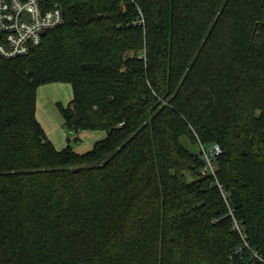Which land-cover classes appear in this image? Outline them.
Returning <instances> with one entry per match:
<instances>
[{"label": "trees", "instance_id": "16d2710c", "mask_svg": "<svg viewBox=\"0 0 264 264\" xmlns=\"http://www.w3.org/2000/svg\"><path fill=\"white\" fill-rule=\"evenodd\" d=\"M48 2L64 23L0 55V264H264V0ZM52 83L90 151L48 139Z\"/></svg>", "mask_w": 264, "mask_h": 264}, {"label": "built area", "instance_id": "2783aa9c", "mask_svg": "<svg viewBox=\"0 0 264 264\" xmlns=\"http://www.w3.org/2000/svg\"><path fill=\"white\" fill-rule=\"evenodd\" d=\"M64 21L62 9L49 6L48 0H0V55L10 59L28 54L41 44L47 31ZM200 147L205 171L215 176L213 161L222 153L221 148ZM254 255L263 261L257 253Z\"/></svg>", "mask_w": 264, "mask_h": 264}, {"label": "rangeland", "instance_id": "374dc122", "mask_svg": "<svg viewBox=\"0 0 264 264\" xmlns=\"http://www.w3.org/2000/svg\"><path fill=\"white\" fill-rule=\"evenodd\" d=\"M38 102L40 106V122L44 131L49 134V140H51L58 150H62L67 146H71L72 149L78 153H85L94 147L95 143L99 140H103L107 136V132L104 130H86L83 131L79 140H77L76 133H71L68 129L61 124L60 125V115L56 114L57 120H49L47 116H44L45 108L43 103L47 104L48 101L54 103L61 102L63 105L67 106L73 100V88L70 83H52L41 85L37 91ZM55 111V110H54ZM57 113V112H56ZM181 142L188 150L194 153L201 152L198 144L191 142L188 138H181Z\"/></svg>", "mask_w": 264, "mask_h": 264}, {"label": "crops", "instance_id": "0c3cea01", "mask_svg": "<svg viewBox=\"0 0 264 264\" xmlns=\"http://www.w3.org/2000/svg\"><path fill=\"white\" fill-rule=\"evenodd\" d=\"M38 91V90H37ZM43 107L45 108V111L46 112H44V116H47L48 117V119L49 120H51V121H55V120H57L58 119V117H57V115L56 114H59L60 115V125L61 124H63L64 125V123H65V121H64V118L62 117V115L60 114V112H59V110H58V108H57V106H56V103H54V102H52V101H48L47 102V104H45V103H43ZM55 110V111H54ZM57 112V113H56ZM40 106H39V102H38V95H37V108H36V116L38 117V119L41 121V119L42 118H40ZM44 130H45V128H44ZM83 131H81V132H79V133H77L76 135H77V140H79L80 138H79V136H80V134L82 133ZM45 133H46V131H45ZM72 133V132H71ZM47 134H49L48 132L46 133V135ZM47 137H48V135H47ZM48 139H49V137H48ZM100 141V140H99ZM98 142V141H97ZM92 149V148H91ZM90 149V150H91ZM90 150H88V151H90ZM87 151V152H88ZM86 153V152H85ZM81 154H83V153H81Z\"/></svg>", "mask_w": 264, "mask_h": 264}]
</instances>
